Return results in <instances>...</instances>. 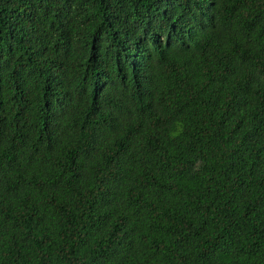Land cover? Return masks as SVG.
Instances as JSON below:
<instances>
[{"label":"trees","instance_id":"16d2710c","mask_svg":"<svg viewBox=\"0 0 264 264\" xmlns=\"http://www.w3.org/2000/svg\"><path fill=\"white\" fill-rule=\"evenodd\" d=\"M0 264H264V0H0Z\"/></svg>","mask_w":264,"mask_h":264}]
</instances>
